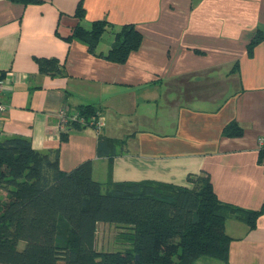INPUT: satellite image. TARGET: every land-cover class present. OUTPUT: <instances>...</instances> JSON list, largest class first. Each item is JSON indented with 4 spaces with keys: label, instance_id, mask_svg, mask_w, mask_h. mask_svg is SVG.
Listing matches in <instances>:
<instances>
[{
    "label": "crops",
    "instance_id": "obj_1",
    "mask_svg": "<svg viewBox=\"0 0 264 264\" xmlns=\"http://www.w3.org/2000/svg\"><path fill=\"white\" fill-rule=\"evenodd\" d=\"M84 16L76 15L79 4ZM105 20L142 33L124 62L106 58L114 35L91 51L76 37ZM264 0H0V73L6 79L0 138L20 135L40 151L59 148L70 171L92 160L100 182L154 180L193 186L209 173L218 197L245 210L264 206ZM110 35L109 37L106 35ZM57 58L65 73L43 72ZM102 107L105 125L64 130L58 111ZM237 121L239 136L223 128ZM116 140L99 153V136ZM124 139L122 144L119 140ZM114 225L100 223L98 248L116 246ZM228 264H264V211L252 226L230 215ZM195 264H225L200 258Z\"/></svg>",
    "mask_w": 264,
    "mask_h": 264
},
{
    "label": "trees",
    "instance_id": "obj_2",
    "mask_svg": "<svg viewBox=\"0 0 264 264\" xmlns=\"http://www.w3.org/2000/svg\"><path fill=\"white\" fill-rule=\"evenodd\" d=\"M84 14L81 2L76 15ZM106 33L114 35L104 55L112 61L124 62L142 41L134 24L114 30L105 20L94 21L90 29L79 24L68 38H79L93 51ZM263 38L257 32L250 50ZM38 61L43 72L65 73L57 58ZM77 111L85 121H70L63 136L91 125L102 107L86 103ZM243 131L231 121L222 133ZM115 142L100 135L99 153L114 151L109 145ZM263 211L264 206L245 210L222 201L207 172L192 187L154 180L100 182L93 177L92 160L65 171L59 148L40 151L20 135L0 138V264H195L204 257L228 264L233 237L225 228L227 217L244 214L253 226ZM100 223L114 225L118 246L98 248Z\"/></svg>",
    "mask_w": 264,
    "mask_h": 264
},
{
    "label": "built area",
    "instance_id": "obj_3",
    "mask_svg": "<svg viewBox=\"0 0 264 264\" xmlns=\"http://www.w3.org/2000/svg\"><path fill=\"white\" fill-rule=\"evenodd\" d=\"M5 87H6V79L0 73V131L2 130L1 123L3 120V115L8 109L7 103L2 98V94L5 91ZM101 113L102 112L98 114L97 120H92L91 122V125L94 126L99 131L105 125V122H104V119ZM76 120H80L82 122L85 121L83 117H80L77 110L73 111V110H70L68 106H64L58 111V126L61 130H65L70 121H76ZM259 146L264 149V135L259 137Z\"/></svg>",
    "mask_w": 264,
    "mask_h": 264
},
{
    "label": "rangeland",
    "instance_id": "obj_4",
    "mask_svg": "<svg viewBox=\"0 0 264 264\" xmlns=\"http://www.w3.org/2000/svg\"><path fill=\"white\" fill-rule=\"evenodd\" d=\"M106 36L109 37L110 35L107 34ZM113 229L116 230L115 227H114ZM23 246H24L23 243H21V244H20V247L22 248Z\"/></svg>",
    "mask_w": 264,
    "mask_h": 264
},
{
    "label": "water",
    "instance_id": "obj_5",
    "mask_svg": "<svg viewBox=\"0 0 264 264\" xmlns=\"http://www.w3.org/2000/svg\"><path fill=\"white\" fill-rule=\"evenodd\" d=\"M136 258H137V259H139V258H140V255H139V254H137V255H136Z\"/></svg>",
    "mask_w": 264,
    "mask_h": 264
}]
</instances>
